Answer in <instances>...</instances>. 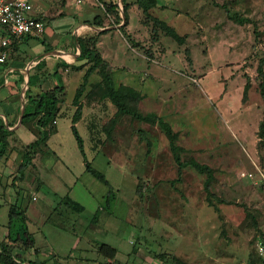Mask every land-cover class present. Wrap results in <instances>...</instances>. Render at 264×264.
Listing matches in <instances>:
<instances>
[{"label":"rangeland","instance_id":"obj_1","mask_svg":"<svg viewBox=\"0 0 264 264\" xmlns=\"http://www.w3.org/2000/svg\"><path fill=\"white\" fill-rule=\"evenodd\" d=\"M103 1L106 9L109 4L141 9L136 0ZM107 12L111 22L122 24L118 10ZM141 14L130 34L142 85L131 104L141 116L112 111L100 75L84 97L87 106L99 105L100 117L76 127L83 154L72 129L61 139L73 172L85 169V158L105 175L114 191L110 211L104 207L107 187L87 172L69 195L73 177L30 190L34 200L28 190L18 199L19 185L4 178L0 243L9 222L5 199L18 210L29 206L30 228H41L44 235L38 243L44 240L66 256L104 263L97 249L105 243L118 250L113 264L134 247L148 264L257 260L264 249V136L258 134L264 116V75L258 74L261 59L264 73L258 46L264 38V0H156ZM106 66L104 72L110 71ZM159 119L171 126L174 140ZM91 151L99 155L93 158ZM192 162L211 168L207 187V174ZM21 225L15 219L12 234Z\"/></svg>","mask_w":264,"mask_h":264},{"label":"crops","instance_id":"obj_2","mask_svg":"<svg viewBox=\"0 0 264 264\" xmlns=\"http://www.w3.org/2000/svg\"><path fill=\"white\" fill-rule=\"evenodd\" d=\"M102 2L104 1L33 0L32 13L44 22L43 34L40 36L28 35L21 41L14 42L7 52L5 62L0 65V121L10 132L7 136L5 151L0 157V184L5 178L7 182L10 181L12 187L17 188L19 185L16 189L19 191L18 199L23 191L33 190L36 192L41 184H47L49 181L56 184L57 182L64 183V181L66 183L65 177H73L71 186H68L67 189V195H69V192L73 191L71 189H76L79 175L86 172L83 169L77 175L72 171L70 159L61 143L62 137H68L67 132L71 129L77 107L74 104L75 94L83 84L84 75L91 65L89 60L80 56L78 39L94 37L96 41L93 49L102 59V63L97 64L82 86L79 98L81 114L74 123L75 127L81 123L87 124L89 120L93 119V116L100 117L99 105L93 102L87 106L84 99L88 93L93 92L92 88L95 84L100 82L101 78H98L100 75L105 81H107L106 76L109 77L111 86L114 88L125 86L132 88L138 94L142 88L135 73L136 51L120 29L124 23L123 9H114L118 10L117 14L122 16V24H116L107 17L110 14L108 15ZM126 3H130V1L127 0ZM118 4H120L119 0ZM141 11L143 10L137 9L136 5L132 4L126 9L128 21L125 31L130 39L133 38L130 34L133 35L134 25L142 15ZM2 38L3 31L0 26V41ZM104 65H107L110 71L105 70L104 72ZM105 86L104 94L107 98L104 99V102L112 107V111L115 107L117 113L115 102L106 94L107 84ZM42 93L57 99V113L46 126L48 136L45 142L40 141L32 146L31 144L37 140L39 135L37 118L29 117L23 122L22 115L28 101L27 97L34 98ZM98 102L100 103V101ZM100 110L103 112L102 107ZM24 153L27 155L26 164L24 169L19 171V166L24 163ZM92 154L94 158L99 155V152L95 151ZM82 162L85 165L84 158ZM7 182L6 184L9 185ZM33 191H30L31 200L35 199ZM20 202L22 201L20 200ZM2 204L9 205V207L13 205L12 202L9 203L5 199ZM26 207L28 209L29 206L25 205L20 211H23L26 227L34 238V247L41 253L52 255L54 253L61 259L65 258L66 254H61L48 242L43 240L38 243V237L44 238V235L41 233V228L34 230L33 225L30 228L31 223L26 215ZM17 208L19 209L18 206ZM99 231L101 234L104 233L101 229ZM7 232L8 229L5 230L1 242L7 240ZM116 251L117 254L118 250L116 249ZM25 256L28 258L29 255L25 254ZM67 260L68 262H62L65 264H113L116 257L105 258L104 263L96 258L91 262L80 256ZM116 264H148V262L145 260L144 254L134 247L127 257L125 256Z\"/></svg>","mask_w":264,"mask_h":264},{"label":"trees","instance_id":"obj_3","mask_svg":"<svg viewBox=\"0 0 264 264\" xmlns=\"http://www.w3.org/2000/svg\"><path fill=\"white\" fill-rule=\"evenodd\" d=\"M136 3L139 7L143 10V12H146L148 7L153 6L156 3V0H136ZM115 6V5H114ZM112 6L111 4L108 5L107 10H114L117 9V6ZM114 8V9H112ZM119 16V15H118ZM123 19L124 23L121 25V31L123 35L126 37L128 42L130 44H134L135 42L132 41L129 36L127 35L124 25L127 24V14L126 9H123ZM156 23L161 25L164 30L170 34L173 38L177 39L178 41H181V37L175 33V31L166 26L163 22H160L156 20ZM96 39L94 37L88 38V39H78V44L81 50L80 56L82 58H86L91 62V65L88 67L84 78H83V84L86 81L87 76L95 69L97 64L102 63V59L98 55V53L93 49ZM258 74L260 76H263V60L259 62L258 65ZM106 94L108 97H110L116 104L117 107V114H123V113H131L135 116H141L134 106H132V102H136L140 95L134 91L132 88H128L125 86H119L118 88H114L111 86L109 77L106 76ZM80 86V89L77 90L74 98V104L77 106L76 110L74 112L73 120L71 129L74 133L78 148L83 154V140L81 136L78 133V130L76 129L74 123L76 120L80 117L81 114V104L79 103V98L82 93V86ZM260 89H261V96L264 100V81H261L260 83ZM28 101L25 105L24 112L22 115V121L24 122L27 118L33 117L36 119V124L39 128V135L37 140L32 143L31 145H35L38 142H45L48 132L46 130V126L48 123L55 117L57 113V99L54 96H49L46 93L38 94L34 98L27 97ZM159 124L162 127L165 134L168 136V138L174 140L175 139V133L171 129L170 125L167 122H164L162 119H159ZM9 131L6 129V127L1 123L0 121V157L3 155L6 145H7V136L9 135ZM258 134L260 139L264 136V117L262 121L259 123V129ZM27 157L26 153H24V163H22L19 166V171H22L24 169V166L26 164L25 158ZM179 166L182 164L179 160H176ZM85 162V171L92 175L95 179L100 181L104 186L107 187V192L104 195L105 205L104 207L106 209H110L113 201L112 197L114 196V191L112 189V186L110 185L109 181L105 177L103 173L93 168L89 162ZM195 169H197L199 172H205L207 174L206 176V187L209 185V183L213 179V173L209 166L204 164H199L196 162H192ZM137 191H141V185L137 186ZM17 219L21 221L22 225L20 228H18L14 234H12L11 227L13 221ZM7 240L0 243V264H65L62 262L61 257L57 256L56 254H48V253H41L40 250L34 247V238L31 233H29L26 224H25V216L23 211L18 210L17 206L11 205L9 207V222H8V232L6 236ZM97 252L102 255L104 258L112 259L116 255V249L108 244L101 243L97 249ZM25 254L29 255L28 258L25 256ZM74 258V256L69 253L68 256H66V259ZM64 259V258H63Z\"/></svg>","mask_w":264,"mask_h":264},{"label":"built area","instance_id":"obj_4","mask_svg":"<svg viewBox=\"0 0 264 264\" xmlns=\"http://www.w3.org/2000/svg\"><path fill=\"white\" fill-rule=\"evenodd\" d=\"M33 0H0V26L3 38L0 41V65L5 62L7 52L14 42L21 41L25 36H40L44 31V22L33 13ZM264 56V38L258 43ZM264 181V174L261 173ZM245 264H264V249H259L258 258Z\"/></svg>","mask_w":264,"mask_h":264}]
</instances>
